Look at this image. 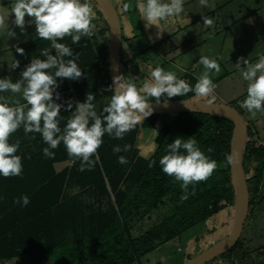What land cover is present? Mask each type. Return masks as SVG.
Returning <instances> with one entry per match:
<instances>
[{
    "label": "trees",
    "instance_id": "trees-1",
    "mask_svg": "<svg viewBox=\"0 0 264 264\" xmlns=\"http://www.w3.org/2000/svg\"><path fill=\"white\" fill-rule=\"evenodd\" d=\"M92 2L98 4L95 0ZM96 13L94 21L99 20L101 26L95 29L93 37H82L79 44H73L69 36L57 41L79 54L77 63L83 71L78 80L56 78L59 85L56 92L60 96L56 102L64 105L62 129L75 111L76 102H84L89 92L95 94L98 115L113 94L107 90L109 86L114 88L109 61L111 28L103 10L96 8ZM103 30L109 31V35L99 38L98 32ZM123 40L122 36L120 75L133 79L140 87L147 80L141 66L144 50L127 52L123 49ZM46 47L51 48V41L37 39L23 49L26 58H39L40 50ZM52 54H55L54 49ZM10 78L16 82V78ZM178 78H187L188 81L184 80L194 87L199 77L186 72ZM219 78H214L213 83ZM195 97L194 92H189L168 101ZM245 98L240 96L230 102L229 107L247 122L248 139L241 173L248 200L247 216L251 219L252 215L264 212V137L253 119L248 120L247 110L240 107ZM149 101L156 102L152 98ZM68 102H72L71 110L67 108ZM101 102L104 106H100ZM161 102H164L163 97ZM143 127L157 131L156 149L149 157L143 156L137 145ZM236 133L235 121L223 114L152 113L123 139L105 134L98 149L99 162L92 170L81 172V161L70 158L63 143L52 150L53 158H47L43 149L48 145L42 136L39 133L25 135L21 127L12 134L10 143L20 140L16 155L22 158V176H0V263L8 264L24 255L43 259L54 253L62 264H142L143 257L160 245L212 218L225 207L235 205L231 164L226 157L232 154ZM194 135L201 151L217 162V168L207 181L195 185L194 194H191L193 186L190 185L188 199L181 200L180 182L162 171L159 160L167 154V145L174 139L186 140ZM116 145L121 148L131 145V151L114 153ZM209 148L213 151L208 152ZM119 156H125L128 163L120 164ZM153 160L155 165L149 167ZM60 163L64 167L58 169ZM25 195L30 200L27 206L14 203ZM160 211L162 213L155 216L151 226L135 234L136 229ZM244 238L241 232L229 251L205 264H264V245L251 247Z\"/></svg>",
    "mask_w": 264,
    "mask_h": 264
},
{
    "label": "clouds",
    "instance_id": "clouds-1",
    "mask_svg": "<svg viewBox=\"0 0 264 264\" xmlns=\"http://www.w3.org/2000/svg\"><path fill=\"white\" fill-rule=\"evenodd\" d=\"M185 0H137L136 8L146 24V28L156 26L159 29L157 36L164 31L161 22L190 23L185 13ZM204 7H211L209 0H199ZM125 11L129 5L123 4ZM14 15L13 23L26 32V16L31 18L27 23H34L36 34L41 40L51 41V48L40 50L41 58H33L21 73V79L12 82L10 77L0 78V93L10 92L12 96L0 95V176L4 178L22 176V158L16 155L20 148V140L10 143V137L21 127L25 135L39 133L48 145L43 149L47 158H53V149L63 143L67 155L73 160H80L79 171L92 170L99 162L98 149L103 144V137L107 134L115 139H123L135 126L153 113L150 98L156 104H165L168 100L189 92L196 97L204 98L208 104L215 100L213 92L217 87L213 83L211 74L221 72L220 64L216 59L201 56L198 63L203 65L204 71L200 74L194 87L184 79L178 78L175 72L165 71L156 67L150 71V78L138 87L133 79L124 76L114 77V85L109 86L112 92L110 101L103 107L102 114L98 115L94 100L95 94L89 92L84 102H76L75 111L68 117L63 129L60 127L61 109L64 105L57 103L60 98L56 89L59 87L56 78L78 80L83 71L78 66L79 54L64 43L57 42L66 36L71 37L73 44H79L82 37L91 38L95 35L96 25L93 20L96 12L91 0H13L10 9L0 8V29H7L6 37L13 38L16 33L9 29L8 18ZM205 27H213L214 20L203 17ZM52 49L55 54H52ZM16 52L24 55L25 50L19 46ZM65 57L69 59L65 60ZM243 62V66L241 64ZM19 60H13L10 69L19 67ZM243 81L247 82L246 98L240 107L247 110L254 118L257 113L264 114V55L259 56L258 62L251 63L248 59L240 58L235 64ZM50 70H55L50 71ZM55 93V99H54ZM19 94L23 101L16 98ZM183 103L187 104L183 100ZM72 109V102L67 104ZM34 138V137H32ZM183 150V151H181ZM131 151V145H116L114 153ZM167 154L159 160L162 171L175 181L180 182L183 195L181 200L188 199L189 186L192 193L195 185L207 181L217 168V162L209 159L198 146L195 135L183 139L177 137L166 148ZM213 149L209 148L208 152ZM95 157V159H93ZM229 164L233 163L231 155L226 157ZM120 164H127L125 156H119ZM156 161H151L153 167ZM22 202V203H21ZM22 207L30 203L28 196H22L14 201Z\"/></svg>",
    "mask_w": 264,
    "mask_h": 264
},
{
    "label": "rangeland",
    "instance_id": "rangeland-1",
    "mask_svg": "<svg viewBox=\"0 0 264 264\" xmlns=\"http://www.w3.org/2000/svg\"><path fill=\"white\" fill-rule=\"evenodd\" d=\"M109 1L121 23L123 49L131 53L133 50L138 52L144 50L142 54L144 62L141 61V66L146 72L147 80L150 78V71L156 67L175 72L177 76L190 71L189 73L199 77L204 67L198 61L201 56H207L216 59L221 67L219 74H215L214 71L211 74L212 80L220 77L214 82L217 87L213 92L215 96L213 103L230 106V102L240 96L246 97L247 82L242 80L235 64L240 58L255 63L258 62L259 56L264 55L257 53L261 46L256 47L257 41L263 40L264 1L259 3L255 0H209L211 7H204L199 4V0H185V13L182 15L188 16L190 23H182L179 19L167 23L162 21L161 28L164 32L160 36H157L159 29L156 26L145 27L146 22L141 19L136 8L137 0ZM91 4L95 12L96 8H100L98 4H93L92 0ZM123 4L129 5L127 11L124 10ZM97 16L96 13V18ZM203 17L212 18L214 26L205 27ZM93 23L96 29L100 28L99 20H93ZM107 35L109 31L98 32L99 38ZM23 64L29 65L27 61ZM241 64L243 66L242 61ZM7 96H10V93ZM195 98L206 101L204 98ZM101 105L104 106L102 102ZM248 114V120L253 119L260 135L264 137V114L257 113L254 118ZM156 133L155 128H141L137 145L143 156L149 157L154 153ZM161 213L162 211L154 213L151 220H147L141 228L135 230V234L151 226V221ZM234 213V206L225 207L212 218L191 227L180 236L146 254L142 264H187L228 237ZM242 234L249 246L264 245V212L257 216L252 215L251 219L246 218ZM8 264H59V262L52 253L43 259L24 255Z\"/></svg>",
    "mask_w": 264,
    "mask_h": 264
},
{
    "label": "water",
    "instance_id": "water-1",
    "mask_svg": "<svg viewBox=\"0 0 264 264\" xmlns=\"http://www.w3.org/2000/svg\"><path fill=\"white\" fill-rule=\"evenodd\" d=\"M100 8L103 10L110 28H111V46H110V71L112 79L120 76V54L122 46V27L118 17V14L109 0H95ZM114 84V83H113ZM115 87V85H114ZM187 104L183 103V100L161 102L160 104L152 103L153 113L160 114H175L178 112H206L217 113L231 117L237 125L236 138L232 150L231 156L233 157V163H231V177L235 190V213L231 231L228 237L216 245L215 247L205 251L199 256L193 258L187 264H205L214 258L229 251L235 243L238 241L245 219L247 217L248 200L246 188L242 178L241 167L243 152L245 148L247 136V122L244 117L235 109L220 104H208L206 101H200L195 99L184 100Z\"/></svg>",
    "mask_w": 264,
    "mask_h": 264
},
{
    "label": "crops",
    "instance_id": "crops-1",
    "mask_svg": "<svg viewBox=\"0 0 264 264\" xmlns=\"http://www.w3.org/2000/svg\"><path fill=\"white\" fill-rule=\"evenodd\" d=\"M13 3V0H0V8H7L10 9L11 5ZM95 4V3H93ZM31 18L26 16V32L22 33L21 29L17 27L13 21H14V15L10 16L8 18V27L10 30L14 31L16 33V36L13 38H7L6 37V31L7 29H0V78L2 77H12L16 78V81L18 79H21L20 74L25 69L26 65L23 64L24 61H28L30 59H33L34 56L31 58V56H27L24 53V55H20L16 52L17 46L21 48H25L32 43H34L37 39H40L36 34L35 24L34 23H27ZM263 34V40L262 42L257 41V46H261V50L257 53L264 54V31ZM263 46V48H262ZM2 56H5L3 58ZM19 60L21 65L19 64V67L16 69H10L8 65L10 66L11 62L13 60ZM190 72V71H189ZM8 93H0V95L7 96ZM17 99H20L21 102H23V99L19 94L16 95ZM24 103V102H23ZM64 167L63 163L58 164V169H61ZM58 262V261H57ZM59 264H62L59 262Z\"/></svg>",
    "mask_w": 264,
    "mask_h": 264
},
{
    "label": "built area",
    "instance_id": "built-area-1",
    "mask_svg": "<svg viewBox=\"0 0 264 264\" xmlns=\"http://www.w3.org/2000/svg\"><path fill=\"white\" fill-rule=\"evenodd\" d=\"M186 80V79H185ZM188 81V80H187ZM156 126H157V124H156Z\"/></svg>",
    "mask_w": 264,
    "mask_h": 264
}]
</instances>
